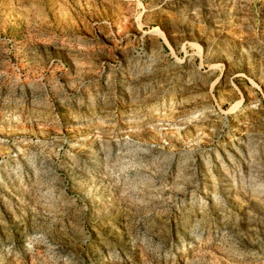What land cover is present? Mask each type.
Masks as SVG:
<instances>
[{
	"label": "rangeland",
	"instance_id": "rangeland-1",
	"mask_svg": "<svg viewBox=\"0 0 264 264\" xmlns=\"http://www.w3.org/2000/svg\"><path fill=\"white\" fill-rule=\"evenodd\" d=\"M0 264H264V0H0Z\"/></svg>",
	"mask_w": 264,
	"mask_h": 264
}]
</instances>
